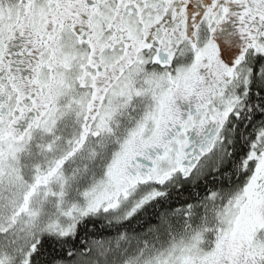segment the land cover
Masks as SVG:
<instances>
[{"label": "snow or ice", "instance_id": "obj_1", "mask_svg": "<svg viewBox=\"0 0 264 264\" xmlns=\"http://www.w3.org/2000/svg\"><path fill=\"white\" fill-rule=\"evenodd\" d=\"M0 264H264V0H0Z\"/></svg>", "mask_w": 264, "mask_h": 264}]
</instances>
